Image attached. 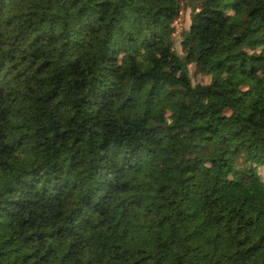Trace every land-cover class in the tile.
<instances>
[{"label":"trees","instance_id":"16d2710c","mask_svg":"<svg viewBox=\"0 0 264 264\" xmlns=\"http://www.w3.org/2000/svg\"><path fill=\"white\" fill-rule=\"evenodd\" d=\"M0 264H264V0H0Z\"/></svg>","mask_w":264,"mask_h":264},{"label":"rangeland","instance_id":"374dc122","mask_svg":"<svg viewBox=\"0 0 264 264\" xmlns=\"http://www.w3.org/2000/svg\"><path fill=\"white\" fill-rule=\"evenodd\" d=\"M182 4V8L181 11L179 12L178 17L174 20L172 26H173V33H172V37H173V48L175 50V52L179 55V56H183V51L179 45V42L181 40V35L182 33L188 28L189 25V14H190V10L188 7H185L184 4L181 2ZM120 62L123 63L125 61L124 57L121 56L120 57ZM186 68H187V75L190 78L192 83L195 82H203V83H207L210 80L209 75L205 74V75H201L198 74L196 72L195 66L194 64L191 63H187L186 64ZM196 182L198 183L197 187L193 190V193L196 194L198 192V190L200 189L201 185V181L198 180V177H195Z\"/></svg>","mask_w":264,"mask_h":264}]
</instances>
